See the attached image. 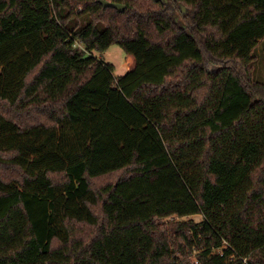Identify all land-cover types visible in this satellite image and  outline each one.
<instances>
[{"label":"trees","instance_id":"1","mask_svg":"<svg viewBox=\"0 0 264 264\" xmlns=\"http://www.w3.org/2000/svg\"><path fill=\"white\" fill-rule=\"evenodd\" d=\"M105 1L0 0V264H264V0Z\"/></svg>","mask_w":264,"mask_h":264},{"label":"rangeland","instance_id":"2","mask_svg":"<svg viewBox=\"0 0 264 264\" xmlns=\"http://www.w3.org/2000/svg\"><path fill=\"white\" fill-rule=\"evenodd\" d=\"M92 56L96 59L100 60L101 62L110 64L114 66V76L121 77L126 73V54L124 53L123 49L118 45L110 46L104 52H92ZM255 60L252 63V78L255 81L264 84V39H262L255 49ZM177 219V218H175ZM189 219L198 222L202 220L200 215H194L189 217ZM173 220V219H166ZM194 258V257H193Z\"/></svg>","mask_w":264,"mask_h":264},{"label":"water","instance_id":"3","mask_svg":"<svg viewBox=\"0 0 264 264\" xmlns=\"http://www.w3.org/2000/svg\"><path fill=\"white\" fill-rule=\"evenodd\" d=\"M99 3L104 7H111V8H114L116 9L118 12H123L124 11V6L122 5H119V4H114V3H110L108 1H105V0H99Z\"/></svg>","mask_w":264,"mask_h":264},{"label":"built area","instance_id":"4","mask_svg":"<svg viewBox=\"0 0 264 264\" xmlns=\"http://www.w3.org/2000/svg\"><path fill=\"white\" fill-rule=\"evenodd\" d=\"M221 256H222V254H220ZM246 260H244V262H245Z\"/></svg>","mask_w":264,"mask_h":264}]
</instances>
